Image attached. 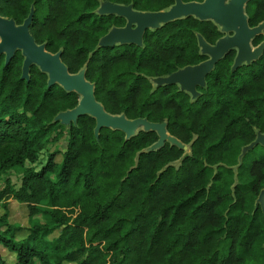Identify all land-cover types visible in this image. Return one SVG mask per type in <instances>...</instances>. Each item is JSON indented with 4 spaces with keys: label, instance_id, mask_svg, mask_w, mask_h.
<instances>
[{
    "label": "trees",
    "instance_id": "trees-1",
    "mask_svg": "<svg viewBox=\"0 0 264 264\" xmlns=\"http://www.w3.org/2000/svg\"><path fill=\"white\" fill-rule=\"evenodd\" d=\"M101 1L159 11L175 0H0V15L21 24L33 8L29 31L36 43L60 50L70 73L85 68L108 113L166 122L170 135L191 144L189 152L169 142L144 151L158 140L155 131L125 139L121 130L102 128L96 138L89 115L68 126L53 122L79 95L48 87L36 65L29 80L21 79V52L7 64L1 54L0 176L35 163L45 143L64 131L67 144L59 162L54 150L39 169L25 168L18 188L5 180L0 246L16 253V264H264V215L255 205L264 155L245 162L249 150L232 168L256 132L264 133V51L231 70L236 51L230 50L192 100L178 85L154 87L150 78L206 60L197 33L213 44L224 35L218 26L189 16L147 29L142 46L100 47V37L125 24L95 13ZM245 12L249 26L258 25L264 0H249ZM263 40L264 30L252 45ZM12 200L28 212L21 238L23 227L7 218ZM44 201L49 220L33 223ZM0 264L9 263L0 257Z\"/></svg>",
    "mask_w": 264,
    "mask_h": 264
},
{
    "label": "water",
    "instance_id": "water-1",
    "mask_svg": "<svg viewBox=\"0 0 264 264\" xmlns=\"http://www.w3.org/2000/svg\"><path fill=\"white\" fill-rule=\"evenodd\" d=\"M249 0H203L184 2L175 0L166 9L159 11L135 10L131 4L124 5L110 1H101L95 10L98 15H116L125 19L124 26H112L106 34L100 37L98 46L107 47L116 44L143 45V35L147 29L154 30L176 19L193 16L201 21H212L218 26L224 35L215 43L207 42L197 33V42L200 53L208 58L195 65H187L176 71L150 78L154 87L169 84L178 85L179 89L190 94L191 99H196L200 92L197 87L206 85V76L213 70L215 64L230 50L236 51L231 70H235L244 64H250L257 60L264 51V40L253 46L252 40L264 30V21L256 26H249L245 6ZM33 19V8L21 24H16L13 18L0 15V55H5V64L19 50L23 56L21 67V79L29 80V71L32 65L47 75V86L58 84L67 92H75L79 95L75 107L57 113L53 122L63 125L76 124L77 119L83 115H89L95 119L94 135L97 138L102 128L121 130L125 139L136 135L139 131H155L158 140L144 151H154L162 147L165 142L189 152L191 144L182 143L176 137L170 135L166 129V122H150L146 118L129 119L124 114L108 113L103 105L96 100L94 84L85 78V68L77 73H70L67 66L61 60V51L51 53L46 50L45 44H38L29 31ZM231 33V34H230ZM257 145L264 146V133L257 131L256 138L245 145L238 157V164L249 150ZM260 206L264 215V188H262L255 201Z\"/></svg>",
    "mask_w": 264,
    "mask_h": 264
},
{
    "label": "rangeland",
    "instance_id": "rangeland-1",
    "mask_svg": "<svg viewBox=\"0 0 264 264\" xmlns=\"http://www.w3.org/2000/svg\"><path fill=\"white\" fill-rule=\"evenodd\" d=\"M66 144H67V135H66V131H64L62 136L58 140L49 141L45 143L42 150L40 151L38 160L35 163L26 162L23 166L11 168L7 170L4 174H2L0 176V190H2L5 187L6 179H9L11 184L15 188H18L21 184V179H22L25 168L31 167V168L39 169L41 165L45 163L48 153L54 150L57 151L55 159L59 162L61 160L60 153L63 150H65ZM263 155H264V146L258 145L253 150H250L248 152V154L244 158V161L249 162L252 158H258ZM6 208L8 210V217H7L8 221L14 224L17 223L23 227V230L18 232L16 237L21 238L25 236L26 234L25 228H27L28 226V223H27L28 212H27L26 205L23 203H19L15 200H12L8 202ZM41 208H42V212L33 217V223H45L49 220L48 215L46 214L47 212L45 211L50 208L48 201L42 202ZM3 213H4V208L1 205V201H0V215ZM58 234L59 232L55 231L49 237V239L56 237ZM0 257L3 258L9 264L17 263L16 253L14 251L7 249L4 246H0ZM70 264H73V263H70Z\"/></svg>",
    "mask_w": 264,
    "mask_h": 264
},
{
    "label": "flooded vegetation",
    "instance_id": "flooded-vegetation-1",
    "mask_svg": "<svg viewBox=\"0 0 264 264\" xmlns=\"http://www.w3.org/2000/svg\"><path fill=\"white\" fill-rule=\"evenodd\" d=\"M231 34V33H230ZM258 146V145H257Z\"/></svg>",
    "mask_w": 264,
    "mask_h": 264
}]
</instances>
